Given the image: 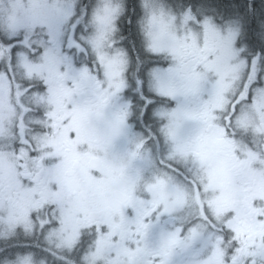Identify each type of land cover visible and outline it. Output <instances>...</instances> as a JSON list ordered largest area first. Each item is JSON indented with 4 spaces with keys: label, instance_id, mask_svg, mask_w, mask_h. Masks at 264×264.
<instances>
[{
    "label": "snow or ice",
    "instance_id": "6c2138e0",
    "mask_svg": "<svg viewBox=\"0 0 264 264\" xmlns=\"http://www.w3.org/2000/svg\"><path fill=\"white\" fill-rule=\"evenodd\" d=\"M0 264H264V0H0Z\"/></svg>",
    "mask_w": 264,
    "mask_h": 264
}]
</instances>
